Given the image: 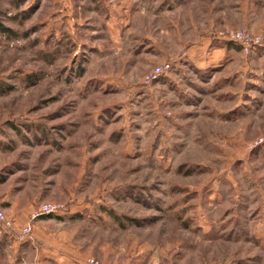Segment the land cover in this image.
<instances>
[{
	"label": "rangeland",
	"instance_id": "rangeland-1",
	"mask_svg": "<svg viewBox=\"0 0 264 264\" xmlns=\"http://www.w3.org/2000/svg\"><path fill=\"white\" fill-rule=\"evenodd\" d=\"M257 39L264 0H0V264H264Z\"/></svg>",
	"mask_w": 264,
	"mask_h": 264
},
{
	"label": "built area",
	"instance_id": "built-area-1",
	"mask_svg": "<svg viewBox=\"0 0 264 264\" xmlns=\"http://www.w3.org/2000/svg\"><path fill=\"white\" fill-rule=\"evenodd\" d=\"M229 41L235 42L238 44H242L243 46L246 45V42H244V37L241 33H235L233 36L229 38ZM255 44H263L264 42L261 41L260 39H257L254 41ZM59 210V207L54 205V204H43L37 209L36 214H34V217L40 216V215H50V214H55ZM0 227L4 229L5 231L9 232V229L11 228V223L8 221L6 214L0 207ZM32 227L27 226L22 229L19 233L16 235L22 239L26 236H31L32 235ZM86 264H98L97 262H94V260H89Z\"/></svg>",
	"mask_w": 264,
	"mask_h": 264
},
{
	"label": "crops",
	"instance_id": "crops-1",
	"mask_svg": "<svg viewBox=\"0 0 264 264\" xmlns=\"http://www.w3.org/2000/svg\"><path fill=\"white\" fill-rule=\"evenodd\" d=\"M1 228V227H0ZM2 229V228H1ZM1 231V230H0ZM3 231V230H2ZM4 233H6V235H9L10 236V234H9V232L7 233V231H3ZM9 236H7L8 238H11V237H13V239L15 240V242L17 241V242H19L18 240H17V238L18 237H14V236H11V237H9ZM19 239V238H18ZM50 258V257H49ZM52 258V257H51ZM58 264H79V263H76V262H68V261H65V262H61V261H59V262H57ZM56 264V263H55Z\"/></svg>",
	"mask_w": 264,
	"mask_h": 264
}]
</instances>
